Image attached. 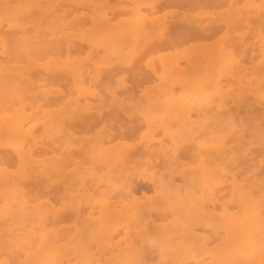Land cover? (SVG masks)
<instances>
[{
	"label": "bare ground",
	"instance_id": "bare-ground-1",
	"mask_svg": "<svg viewBox=\"0 0 264 264\" xmlns=\"http://www.w3.org/2000/svg\"><path fill=\"white\" fill-rule=\"evenodd\" d=\"M2 264H264V0H0Z\"/></svg>",
	"mask_w": 264,
	"mask_h": 264
},
{
	"label": "snow or ice",
	"instance_id": "snow-or-ice-1",
	"mask_svg": "<svg viewBox=\"0 0 264 264\" xmlns=\"http://www.w3.org/2000/svg\"><path fill=\"white\" fill-rule=\"evenodd\" d=\"M0 264H2V262H0Z\"/></svg>",
	"mask_w": 264,
	"mask_h": 264
}]
</instances>
